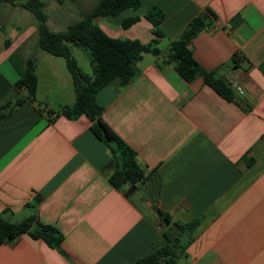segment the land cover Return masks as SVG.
Returning a JSON list of instances; mask_svg holds the SVG:
<instances>
[{
	"label": "crops",
	"instance_id": "crops-1",
	"mask_svg": "<svg viewBox=\"0 0 264 264\" xmlns=\"http://www.w3.org/2000/svg\"><path fill=\"white\" fill-rule=\"evenodd\" d=\"M26 1L0 6V110L18 96L14 57L23 65L37 52L43 61L36 66L37 103L0 119V212L14 223L35 213L62 232L68 257L23 234L0 245V264H133L162 241L158 209L172 222L200 219L186 264H264V0H140L135 11L96 19L112 38L148 43L155 36L144 15L159 7L165 53L210 9L216 22L190 48L234 93L229 101L200 77L186 82L174 64L161 66L152 54L137 63L128 86L103 88L97 101L104 120L147 167L144 184L121 190L109 182L114 161L90 120L57 114L75 100L72 77L64 59L30 43L36 23L19 27ZM80 2L66 0L64 14L80 12ZM129 16L140 20L124 29ZM40 65L48 72L53 66L44 95Z\"/></svg>",
	"mask_w": 264,
	"mask_h": 264
},
{
	"label": "trees",
	"instance_id": "trees-1",
	"mask_svg": "<svg viewBox=\"0 0 264 264\" xmlns=\"http://www.w3.org/2000/svg\"><path fill=\"white\" fill-rule=\"evenodd\" d=\"M57 1L63 4L66 0ZM4 4L18 5L17 0H0V6ZM19 6L31 12L36 20L39 49L54 57L63 58L72 77L75 100L72 104L62 106L57 114L70 120L82 116L90 120L92 133L110 150L115 169L109 177V182L117 190L125 186L135 189L144 184L148 179L147 167L141 164L136 151L104 120V108L98 103L97 95L108 86L116 85L119 88L128 86L138 75L136 65L145 54L161 58V66L174 64L176 73L186 82H192L200 77L206 85L225 99L229 101L234 99L233 90L226 81L217 77L214 72L203 69L190 48L196 35L216 22L217 16L210 9L194 18L172 41L169 49L162 53L158 43L163 37L160 25L165 13L159 7H152L144 15L152 24L155 36L148 43L137 39L112 38L96 23L98 18L116 17L127 10L139 9L140 0H100L79 20L57 32L48 26L46 4L43 0H27ZM139 20V16H129L122 21L121 26L128 29ZM72 46L80 47L87 52L92 75L86 74L79 67L72 54ZM36 66V58L33 57L23 63L19 71L20 78L15 85L18 96L0 110V119L7 118L25 103H37ZM157 213L162 225L166 226L161 232L162 241L151 254L133 264H186L188 258L186 250L192 241L193 233L200 225V219L172 222L168 213L159 209ZM23 234L44 240L51 248L68 257L62 249L64 241L62 232L54 226L42 223L35 213L21 222L14 223L0 212V245L10 243Z\"/></svg>",
	"mask_w": 264,
	"mask_h": 264
},
{
	"label": "rangeland",
	"instance_id": "rangeland-1",
	"mask_svg": "<svg viewBox=\"0 0 264 264\" xmlns=\"http://www.w3.org/2000/svg\"><path fill=\"white\" fill-rule=\"evenodd\" d=\"M43 1L46 3L45 12H46V14L48 16V25L50 26V28L53 31H61V30H64L68 25H70V24L76 22L77 20H79L83 16V14H85V12L87 10H89L90 8H93V6H95V4H97V2L99 0H92V1L81 0V2H80L81 3L80 12H78L77 10H74L73 14H68V15L64 14V11H66V6L67 5H62L57 0H43ZM5 6H6V9H7L8 6L7 5H5ZM19 12L21 13L20 15L22 16V19H21V21L18 22V25H19V27L22 30L27 28V26H29L31 23H36V20H35L33 14L31 12H29L28 10L21 9ZM103 21H104L103 19L98 20L99 23H103ZM35 37H36V39H32V42H30V43H32L34 45V41L33 40H36L35 43L38 46V34H36ZM37 49L39 51V47ZM40 51H42V50L40 49ZM44 53H46V52H44ZM72 54H73L74 58L76 59L79 67L86 74L92 75L91 68H90V61H89L87 52L85 50H83L82 48H80V47L72 46ZM43 55H50V54L46 53V54H43ZM31 57L36 58V62H40L41 61L40 63H43L42 58H39L40 56L37 54V52L34 53ZM14 59L22 67L19 56L16 55L14 57ZM41 67L42 66L40 65L39 75L42 78V83H43V88H42V91H41V95H44L46 93V91H47L46 90L47 89V85H49L48 83L51 81L50 77H52L51 75H52V71H53V66H51V72H48V70H43V67L42 68ZM66 69H67V67L65 68V71H66L67 75H69V77H70L71 75H70L68 69L67 70ZM63 74H64V72H63ZM53 79H52L51 82L54 83ZM69 87H70V90L73 91L72 84Z\"/></svg>",
	"mask_w": 264,
	"mask_h": 264
}]
</instances>
